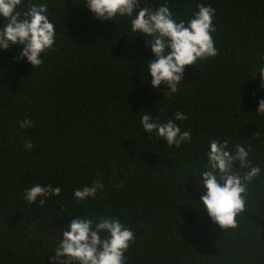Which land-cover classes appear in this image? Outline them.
Listing matches in <instances>:
<instances>
[{
  "label": "trees",
  "instance_id": "trees-1",
  "mask_svg": "<svg viewBox=\"0 0 264 264\" xmlns=\"http://www.w3.org/2000/svg\"><path fill=\"white\" fill-rule=\"evenodd\" d=\"M33 2L48 5L56 38L35 68L18 58L22 46L0 49V264H49L77 215L119 217L132 229L126 264H264V115L256 112L264 99V0H139L153 10L166 4L177 21L197 4L215 9L218 54L185 66L171 96L164 84L152 87L147 65L155 57L131 18L96 19L86 0ZM146 112L172 119L191 141L169 147L145 132ZM26 118L34 126L22 129ZM213 138L233 152L250 148L261 168L235 228H220L200 202ZM96 180L104 188L77 204L74 190ZM49 183L61 193L44 205L23 198Z\"/></svg>",
  "mask_w": 264,
  "mask_h": 264
},
{
  "label": "clouds",
  "instance_id": "clouds-1",
  "mask_svg": "<svg viewBox=\"0 0 264 264\" xmlns=\"http://www.w3.org/2000/svg\"><path fill=\"white\" fill-rule=\"evenodd\" d=\"M85 6L99 20H115L117 16L131 18V31L143 34L155 59L148 62L147 71L151 75V85L161 84L171 96L179 91L185 66L195 65L198 61L215 57L218 52L212 33L215 32L213 18L215 9L197 4L195 11L187 21H177L166 4L155 10L141 7L139 0H86ZM0 17L4 23L0 26V49L7 50L10 45H20L18 58H26L33 68L43 63L41 55L54 50L56 32L54 24L48 18V5L34 3L33 0H0ZM261 87H264V64L259 68ZM254 74L253 76H256ZM258 114L264 115V99L259 100ZM176 120H186L183 112L174 114ZM20 128L33 127L29 119L19 121ZM140 123L147 133H153L166 140L169 147H180L192 139L189 131L169 119L166 123L157 122L146 112ZM257 135H259L257 133ZM31 141L25 142V148H32ZM250 148L236 145L235 151L228 148V141L213 138L206 153L204 170L199 173V183L204 189L200 202L212 221L220 228H235L236 217L246 208L249 185L261 174L259 165H253L249 159ZM104 184L100 180L90 186L74 190L73 197L79 204L89 198H95ZM61 188L51 183L44 186L34 184L25 190L23 198L29 203L44 205L49 196H59ZM136 236L119 217L115 216H75L62 229V238L56 246L49 264H126L130 245Z\"/></svg>",
  "mask_w": 264,
  "mask_h": 264
}]
</instances>
